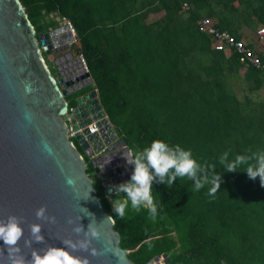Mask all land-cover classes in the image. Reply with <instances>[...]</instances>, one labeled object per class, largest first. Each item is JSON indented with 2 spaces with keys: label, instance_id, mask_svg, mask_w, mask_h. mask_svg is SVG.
<instances>
[{
  "label": "trees",
  "instance_id": "obj_1",
  "mask_svg": "<svg viewBox=\"0 0 264 264\" xmlns=\"http://www.w3.org/2000/svg\"><path fill=\"white\" fill-rule=\"evenodd\" d=\"M20 1L37 34L59 27L51 16L74 25L73 50L83 55L94 80L81 92L98 90L112 127L130 150L157 139L178 144L222 176L215 198L206 194L207 186L190 192L194 182L187 178H178L171 189L154 182L156 200L163 203L155 222L145 207L129 208L120 218L104 190L97 191L129 260L147 264L166 254L168 264H264V187L244 168L228 172L219 164L225 151L231 159L248 149L264 150V100H242L229 84L245 69L248 92H258L264 72L238 53L215 50L199 25L210 19L246 42L243 26L264 27V0ZM246 43L264 63V51ZM85 159L91 175L93 165Z\"/></svg>",
  "mask_w": 264,
  "mask_h": 264
},
{
  "label": "water",
  "instance_id": "obj_2",
  "mask_svg": "<svg viewBox=\"0 0 264 264\" xmlns=\"http://www.w3.org/2000/svg\"><path fill=\"white\" fill-rule=\"evenodd\" d=\"M66 29L65 26L37 34L20 0H0V220L12 215L24 219V237L19 245L29 259L32 249L60 248L64 247L63 240L83 239L73 229L82 224L87 231L92 223L101 233V238L92 242L100 255L93 257L90 250L75 255L88 257L91 264H133L128 251L120 246L121 236L114 229V219H107L111 215L87 172L86 161L68 138L69 126L77 129V121L85 125L103 119L101 132L106 144L113 141L105 156L100 155L105 144L98 136L87 141L78 134L76 142L84 154L91 152L92 147V154L98 156L93 161L94 174L102 181L106 197L116 194L109 171L116 168L110 175L120 174V184L129 181L134 165L127 164L124 152L130 149L124 140L116 142L117 134L96 90L78 97L76 109L68 113L67 96L92 84L93 78L76 85L92 75L78 71L63 79L59 72H52L55 63L43 57L44 52H52L53 43L58 40L56 34ZM45 144L51 148V155ZM68 179L74 183L69 185ZM41 207L47 208L48 216L56 218L55 223L37 219L36 211ZM32 224L43 226L45 241L33 243L29 249L24 241L31 238ZM162 258L167 259V255L147 264H161ZM0 264H9L6 249L0 252Z\"/></svg>",
  "mask_w": 264,
  "mask_h": 264
},
{
  "label": "clouds",
  "instance_id": "obj_3",
  "mask_svg": "<svg viewBox=\"0 0 264 264\" xmlns=\"http://www.w3.org/2000/svg\"><path fill=\"white\" fill-rule=\"evenodd\" d=\"M44 147L51 155V148L47 144ZM247 151L249 154H237L231 159L230 153L225 151L219 156V164L228 172H237L238 169L244 168V172L250 179L255 180L259 177L261 187H264V150L253 152L248 149ZM124 158L128 165H134V170L129 181L113 186L117 198L111 202L113 211L120 218L126 216L129 208L138 211L141 207H146L149 211V218L153 222L156 221L163 203L161 200H156L153 190L154 182L165 184L171 189L178 178H187L194 182L190 192H199L207 186L206 194L212 198H215L223 182L222 176L216 174L215 165L202 164L194 157L190 149H184L178 144L171 145L159 139L154 140L150 146L142 150L124 152ZM67 183L72 185L74 181L68 179ZM120 194H124L123 197ZM36 217L45 222H56L54 216L47 215L46 207L39 208L36 211ZM111 218V216L107 217V219ZM24 222L22 217L15 215L9 216L7 220H0V241H3L0 252L7 250L9 264H91L88 257L75 255V253L90 250L91 256L100 255L92 242L99 240L101 233L92 223L88 225L87 231L82 224L73 229L74 233L77 236H83V239L63 240L64 247L49 246L46 249H32L33 243L45 241L42 235L43 226L32 224L30 225L31 238L24 241V246L32 249L29 259L19 245L24 237V229L21 226ZM69 223L72 221L70 220ZM165 264L168 263L165 262Z\"/></svg>",
  "mask_w": 264,
  "mask_h": 264
},
{
  "label": "built area",
  "instance_id": "obj_4",
  "mask_svg": "<svg viewBox=\"0 0 264 264\" xmlns=\"http://www.w3.org/2000/svg\"><path fill=\"white\" fill-rule=\"evenodd\" d=\"M184 10L187 11L190 8L188 7L187 4L183 5ZM64 25L62 27H67L66 31L63 33H58L56 34L58 36V40L53 43V48L52 52L48 55H54V54H60V57L56 59L54 62L56 67H57V72L61 74V77L68 78L72 75L78 74V71H82L85 74L90 73L87 63L83 57V55H76L73 52V47L77 44L78 42V35L76 28L74 25L67 19H64ZM200 29L201 31L207 33L210 35L214 41V49L217 51L225 52L228 55H231L232 53H238L239 55L242 56V61L248 65L254 66L256 68L261 69L264 72V63L262 62L261 58H259L256 53L247 46V43L244 40H237L235 36H233L229 31L227 30H221L219 28H216L214 25V22L210 19H203L202 21L199 22ZM59 28V29H60ZM55 35V36H56ZM65 35V37L63 36ZM257 36L260 39H264V27H261L257 33ZM44 57V54H43ZM46 61V59L44 58ZM78 66V68H77ZM91 74V73H90ZM92 76L85 77L81 80H79L77 84H82L88 81H92ZM90 84L89 86L93 85ZM98 92V90H96ZM91 92V91H89ZM88 93V92H87ZM99 97V96H98ZM69 104V114L74 112L76 107H70V102L68 101ZM103 119H98V120H93L91 123H87L85 125H81L80 121L76 122L77 129H74V126L71 125L69 126V134L68 138L72 141L74 146L76 147V137L78 134H82L85 138V140L88 141L89 137H95L98 136L101 141L105 144L104 150L100 153L101 156H105V152L111 145H113V141L111 142L110 145L106 144V141L104 139V134L101 132L102 128H104L103 124L101 123ZM106 133V132H105ZM108 137L111 139L110 134L107 132ZM118 137V136H117ZM96 140V139H95ZM121 139L117 138L116 142H120ZM93 148L91 147V152L87 150L86 154H82V157L85 159V157L89 158L91 163L93 164V161L95 162V159H97V155L92 154ZM85 156V157H84ZM107 163V162H105ZM116 170V168L114 169ZM113 170V171H114ZM134 170V169H133ZM131 171V174L133 172ZM112 171V172H113ZM108 172V177L111 182V184L118 185L120 177H122L120 174H112ZM131 177H128V180H130ZM163 259V258H162Z\"/></svg>",
  "mask_w": 264,
  "mask_h": 264
},
{
  "label": "rangeland",
  "instance_id": "obj_5",
  "mask_svg": "<svg viewBox=\"0 0 264 264\" xmlns=\"http://www.w3.org/2000/svg\"><path fill=\"white\" fill-rule=\"evenodd\" d=\"M51 19H54L55 21H57L59 23V27L56 28V29H59L61 26L64 25V20L61 19L60 17H57V16H51L50 17ZM245 27V26H243ZM261 27L259 25L255 26L253 29H246L245 28L243 30H245L244 32H246V42H250L251 43L255 42L256 41V36H257V33L259 31ZM56 29H52L51 31H55ZM50 31V32H51ZM75 48V46L73 47V49ZM72 49V50H73ZM73 52L76 54L75 50H73ZM44 54V58L46 59L47 62H51V63H54L56 61V59H58L60 57V54H52V55H48V53H43ZM78 55V54H76ZM244 70L245 69H242L241 70V73L239 74V76H232L230 77V80H229V84H230V87L232 89V91L238 95V97L242 100H244L245 96H248L249 98H252L254 100H264V88L258 92H248L247 90V85L245 84V82L243 81V75H244ZM53 73H56L57 72V67H55V69L52 70ZM82 92L79 91V92H75V93H71L70 95L67 96V99L69 102H76V99L80 96H82ZM77 147V146H76ZM78 148V147H77ZM85 157V156H84ZM86 158V157H85ZM87 163L88 160L84 159ZM91 163V162H90ZM93 165V164H92ZM90 168L92 169V167L90 166V164H87V168ZM93 170L95 171V168L93 166ZM93 182H94V186L96 184L97 186V191L99 193H102V190H104L103 188V184H102V181L99 180L97 177H95V174L93 175V173L90 175ZM106 197L105 193H104V198ZM108 200V203H109V208L110 210L113 211V206H112V202L113 200H115L116 198H112V197H107L106 198ZM146 208V207H145ZM165 259H161V263L162 264H165Z\"/></svg>",
  "mask_w": 264,
  "mask_h": 264
},
{
  "label": "crops",
  "instance_id": "obj_6",
  "mask_svg": "<svg viewBox=\"0 0 264 264\" xmlns=\"http://www.w3.org/2000/svg\"><path fill=\"white\" fill-rule=\"evenodd\" d=\"M186 3H184V5H185ZM188 5V4H187ZM188 7L190 8V6L188 5ZM245 28V30L246 29H248V28H246V27H242L241 28V30H240V33L242 34V33H244L245 35H244V38L246 39V32H244L245 30H243ZM251 42V41H250ZM253 43V42H252ZM255 43V49H257V50H259L260 49V51H264V39H260L258 36H256V41L254 42ZM105 198H107V197H105Z\"/></svg>",
  "mask_w": 264,
  "mask_h": 264
},
{
  "label": "flooded vegetation",
  "instance_id": "obj_7",
  "mask_svg": "<svg viewBox=\"0 0 264 264\" xmlns=\"http://www.w3.org/2000/svg\"><path fill=\"white\" fill-rule=\"evenodd\" d=\"M93 175H94V173H93ZM95 177H96V175H95Z\"/></svg>",
  "mask_w": 264,
  "mask_h": 264
}]
</instances>
